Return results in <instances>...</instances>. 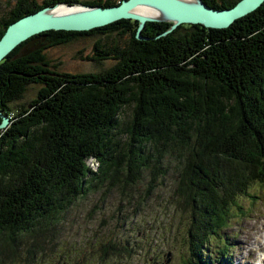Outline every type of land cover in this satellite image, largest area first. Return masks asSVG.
<instances>
[{
  "label": "trees",
  "instance_id": "1",
  "mask_svg": "<svg viewBox=\"0 0 264 264\" xmlns=\"http://www.w3.org/2000/svg\"><path fill=\"white\" fill-rule=\"evenodd\" d=\"M121 1L16 0L0 16V36L16 19L58 2L106 7ZM202 1L225 9L239 0ZM170 26L148 21L143 39L131 19L89 31L49 30L0 61V113L10 118L0 128V264H33L61 252L55 237L78 197L98 184L132 186L144 170L151 183L166 173L162 163L173 151L181 164L175 194L189 217L190 254L209 264L203 235L224 223V206L254 182L264 183V2L226 28L182 24L163 34ZM91 34L128 37L97 39L93 50L114 62L98 76L86 75L90 84L59 80L45 68L44 47ZM43 36L45 43L22 52ZM32 84L40 86L36 96L12 112ZM27 235L34 241L20 249ZM102 245V258L129 252L126 244Z\"/></svg>",
  "mask_w": 264,
  "mask_h": 264
},
{
  "label": "rangeland",
  "instance_id": "2",
  "mask_svg": "<svg viewBox=\"0 0 264 264\" xmlns=\"http://www.w3.org/2000/svg\"><path fill=\"white\" fill-rule=\"evenodd\" d=\"M15 2L0 0V16L8 14ZM127 37L118 34L108 38L100 34L85 35L72 42L69 48L88 51L95 39H115L122 43ZM41 40L36 38L28 42L22 52L27 53L40 46ZM112 64L110 59L104 63L106 66ZM83 66L86 69L91 67L90 64ZM37 90L38 85H29L22 98L12 103V112L15 113L19 105L27 106ZM165 159L162 168L166 173L151 183L149 170H144L141 179L132 186L106 189L98 184V188L92 187V190L77 198L62 215L63 240L82 235L93 226L100 227L99 221L105 219L107 223L102 225L105 242L115 237L123 244L129 242L130 245L127 248L129 252L123 256L118 258L107 254L100 264H199L189 250L187 231L190 224L184 202L175 194L181 168L178 152L167 153ZM223 211L224 223L214 225L203 235L202 256L209 257V264H259L257 260L253 262V257H264V183L254 182L244 195H239L234 203L224 206ZM112 213L115 220L109 222ZM33 241L34 237L27 235L20 241V249L27 248ZM260 245L263 247L260 248ZM167 252L170 253V261L165 263ZM33 264L44 263L39 261Z\"/></svg>",
  "mask_w": 264,
  "mask_h": 264
},
{
  "label": "water",
  "instance_id": "3",
  "mask_svg": "<svg viewBox=\"0 0 264 264\" xmlns=\"http://www.w3.org/2000/svg\"><path fill=\"white\" fill-rule=\"evenodd\" d=\"M264 0H239L234 6L213 9L202 0H122L118 5L94 6L84 3L66 4L58 2L26 14L8 24L0 36V61L16 46L27 39L49 30L89 31L103 27L120 19L138 22L136 37L143 39L141 31L148 21L171 22L163 34H167L182 24H201L208 28H226L238 18L256 10ZM59 5L67 7L56 10ZM80 5V6H79ZM139 6H150L163 13L155 17L136 12ZM0 128L8 126L10 118L0 113ZM166 263L170 253H166Z\"/></svg>",
  "mask_w": 264,
  "mask_h": 264
},
{
  "label": "flooded vegetation",
  "instance_id": "4",
  "mask_svg": "<svg viewBox=\"0 0 264 264\" xmlns=\"http://www.w3.org/2000/svg\"><path fill=\"white\" fill-rule=\"evenodd\" d=\"M79 37L60 42V44L47 45L44 47L42 50V53L45 55L43 65H46L45 68L51 71L59 80L66 78L69 83H73V80L83 78L84 80L78 83L86 85L91 83V78L86 77V75L98 76L109 68V66L104 65V63H106L108 59H110L112 63L114 60L112 58H105L102 49L93 50V47L97 43V39L91 43L88 51H86V49H70L69 46L71 43L78 40ZM41 41L45 43L44 36ZM84 64H90L91 67L86 69L83 66ZM46 75L48 74L45 71L42 72L41 78L44 79ZM96 83H100V80H96ZM39 87L38 85V88ZM108 219L109 222H113L115 220V215L112 213ZM99 223L101 224L100 227L93 226L82 235L69 236V238L72 239L66 241L63 240L60 230L55 237V242L62 243L59 245L62 251L52 253L47 256L48 259L42 258L39 261H42L44 264H100L103 260L100 255L101 247H103L102 244L106 243L102 233V225L107 222L105 219H101ZM42 240L44 241V237H42ZM108 243L119 245L122 242L115 237H111ZM91 245L97 247L94 253L88 252ZM126 245L129 247V242H127ZM89 256L93 257L88 258ZM117 256L119 258L123 255L119 254Z\"/></svg>",
  "mask_w": 264,
  "mask_h": 264
},
{
  "label": "bare ground",
  "instance_id": "5",
  "mask_svg": "<svg viewBox=\"0 0 264 264\" xmlns=\"http://www.w3.org/2000/svg\"><path fill=\"white\" fill-rule=\"evenodd\" d=\"M188 1H193V0H188ZM80 6V5H79ZM59 7V8H58ZM56 9H54V11L59 10L61 11L62 9H67V7L59 5ZM136 12L138 13H142V14H147V15H151V16H155V17H164L163 13L156 10L153 7L150 6H139L136 8ZM244 246H246V243H244ZM263 246L260 245V248H262ZM256 256H254L253 258H255ZM253 258H251L250 260H252Z\"/></svg>",
  "mask_w": 264,
  "mask_h": 264
}]
</instances>
